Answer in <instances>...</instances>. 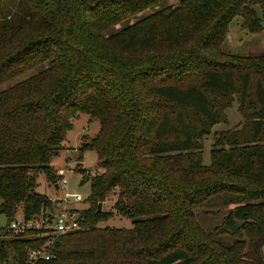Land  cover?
Instances as JSON below:
<instances>
[{"label":"trees","instance_id":"16d2710c","mask_svg":"<svg viewBox=\"0 0 264 264\" xmlns=\"http://www.w3.org/2000/svg\"><path fill=\"white\" fill-rule=\"evenodd\" d=\"M165 1L0 0V83L45 65L0 91V214L9 222L49 207L37 174L56 182L50 162L76 115L100 122L79 149L98 160L83 177V229L57 236L38 264H227L228 252L214 258L225 230L248 239L250 262L231 248L234 264H264V53L222 49L235 16L263 29L264 0ZM236 98L245 123L214 135L205 165L203 139ZM114 191L130 230L96 226ZM221 208L209 231L195 218ZM39 243L2 238L0 260L25 264Z\"/></svg>","mask_w":264,"mask_h":264},{"label":"rangeland","instance_id":"374dc122","mask_svg":"<svg viewBox=\"0 0 264 264\" xmlns=\"http://www.w3.org/2000/svg\"><path fill=\"white\" fill-rule=\"evenodd\" d=\"M179 0H166L164 4L176 5ZM153 10H147L144 13L148 14ZM118 28L107 30L106 33L115 32ZM222 49L226 53L236 54L242 57H255L261 53H264V21L263 29L259 33L249 32L243 25L242 19L239 16H235L229 23L227 27L226 40L222 45ZM43 66H36L30 70H27L13 78L0 83V91L13 86L19 81H22L32 74L36 73ZM226 121L215 123L212 126L211 132L203 139L202 148V158L205 165L210 164V150L213 142L214 135L222 131H232L237 130L242 127L245 123V119L241 116L238 110L237 98L232 102L230 106L225 109ZM100 122L97 118L91 117L87 114L80 113L72 121V126L66 131V148L60 150L55 157L50 162L53 172L55 173L59 168L63 169L66 178L67 185L65 189L60 187H55L52 183L48 182L45 174L39 172L36 176V190L47 197L59 196L64 193H70L72 199L70 207L78 210L87 209L90 207L87 201V196L90 192V182L83 180L84 176H92L98 171L97 156L92 150H84L80 152V144L82 137L87 135L89 137L94 136L99 130ZM88 167H91L88 169ZM78 195L79 201H73V197ZM117 197L116 191L112 192L108 198L102 203V210H111L112 214L106 218L101 219L96 226L100 228H115L121 230H130L133 227L134 219L128 216H120L116 214L113 210V203ZM213 212H208V210H199L195 212V218L199 224L206 230L209 231L213 227L220 224V219L225 213V209L221 208L219 211L212 210ZM215 213V214H214ZM22 212L17 211L15 217H21ZM8 224V218L4 214H0V234L1 229L6 227ZM215 242L218 245L219 250L216 252L215 260L222 262L221 256L223 252L230 253L231 258L224 259L227 264H234L235 255L232 250L236 253L237 257L242 259L245 263H249V256L245 254H251L246 248H249L248 239L243 235H232L226 230L217 234ZM255 256L256 242L255 246ZM222 249V252L221 250ZM251 249V248H250ZM252 249V250H253ZM213 250H217V246H213ZM245 255V256H244ZM257 259H255L256 261ZM255 264H260L257 261Z\"/></svg>","mask_w":264,"mask_h":264},{"label":"built area","instance_id":"2783aa9c","mask_svg":"<svg viewBox=\"0 0 264 264\" xmlns=\"http://www.w3.org/2000/svg\"><path fill=\"white\" fill-rule=\"evenodd\" d=\"M55 175L57 180L53 185L65 189L68 182L64 170L59 168ZM70 198L72 199L68 192H64L62 196L48 197L49 207H45L41 214L31 218L14 217L1 229L0 239L15 237L40 241L37 246L27 249L25 264L48 261L51 258L50 249L57 236L83 229L80 212L69 206ZM79 200L78 195L73 197V201ZM0 264L9 263L0 260Z\"/></svg>","mask_w":264,"mask_h":264},{"label":"water","instance_id":"95a60500","mask_svg":"<svg viewBox=\"0 0 264 264\" xmlns=\"http://www.w3.org/2000/svg\"><path fill=\"white\" fill-rule=\"evenodd\" d=\"M91 167H88V169H90ZM98 211L101 209V203H98Z\"/></svg>","mask_w":264,"mask_h":264}]
</instances>
